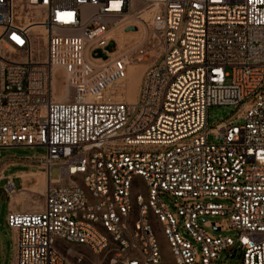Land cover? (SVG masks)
<instances>
[{"label": "built area", "instance_id": "1", "mask_svg": "<svg viewBox=\"0 0 264 264\" xmlns=\"http://www.w3.org/2000/svg\"><path fill=\"white\" fill-rule=\"evenodd\" d=\"M130 27L143 36L109 38ZM213 106L237 112L210 128ZM12 148L46 149L47 177L7 215L12 264H164L160 235L173 264H264V0H0Z\"/></svg>", "mask_w": 264, "mask_h": 264}, {"label": "rangeland", "instance_id": "2", "mask_svg": "<svg viewBox=\"0 0 264 264\" xmlns=\"http://www.w3.org/2000/svg\"><path fill=\"white\" fill-rule=\"evenodd\" d=\"M125 29V28H124ZM37 31V29H35ZM144 31L141 33L139 31L128 32L120 34L119 31H114L109 35V38L118 39L120 45H125L126 43H131L136 40V36H143ZM125 39H120V38ZM89 59L92 60V53H89ZM151 60H149L148 56H145V62L138 64L137 66L131 68L129 73V91H127L126 95H124L125 99L134 100L137 97L140 82L142 75L146 68L151 64ZM237 110L234 107H218L213 106L210 107L207 111V122L210 128L215 127L221 121L226 120L227 118L235 115ZM238 124H242V121H239ZM210 141L213 142V138L210 137ZM46 154V149L44 148H12V149H3L0 153V168H5L10 164H17L18 165H10L8 170L6 171V175H15L19 172H28L30 170H39L37 168V163L34 162V159H38ZM45 172V171H42ZM45 175V174H43ZM51 176L53 179L59 178V170L58 168H53L51 172ZM46 177V175H45ZM42 178H40L42 184ZM14 186L16 188L22 187V179L14 178ZM7 181H2L1 188H0V264H12L14 262L15 257V247H14V240H15V232L10 229L7 225V215L10 212V209H17V210H34L37 208L36 204L42 203V196L39 194H31L30 196L26 197L24 200H13L11 197L8 196V193L5 191ZM40 184V183H39ZM38 185H34L35 187H40ZM30 186V185H29ZM28 188H32L29 187ZM44 190V188H43ZM16 202L11 207V202ZM162 200L167 203L171 209H174L172 198L164 196ZM208 220L212 222L221 221L220 217L208 218ZM223 235H230L236 238L235 232H224ZM160 241L162 245V250L164 253V264H173L172 258L170 256V252L168 249V244L164 237L160 235ZM228 252L224 253L220 257V263L225 264H242L241 253L237 255L236 258L230 259L228 258ZM89 258L94 262L92 264H98V259L88 254Z\"/></svg>", "mask_w": 264, "mask_h": 264}, {"label": "crops", "instance_id": "3", "mask_svg": "<svg viewBox=\"0 0 264 264\" xmlns=\"http://www.w3.org/2000/svg\"><path fill=\"white\" fill-rule=\"evenodd\" d=\"M119 39V38H118ZM120 39H125V38H120ZM19 163H15V164H10V165H18ZM8 165L7 167L5 168H0V173L3 174V177H4V180L3 181H7L8 183V178H20L22 179V187L21 188H15L16 189V193H13L12 195H10L7 191V188H4L5 191L8 193V196L11 197V199L13 200H17V201H20V200H24L26 197H28V195L30 196V193L29 191H31L32 189H34V185H38L40 183V178L43 176V174H45V172H42L43 170L38 169L39 170H30L28 172H19V173H16L15 175H6V171L9 169L8 167L10 166ZM7 183H6V186H7ZM14 183V181H13ZM30 185V186H29ZM5 186V187H6ZM29 187H32V188H28ZM41 186V185H40ZM11 202V207H13V204L16 203V202ZM10 211H19L17 209H10ZM20 211H23V210H20ZM25 211V210H24Z\"/></svg>", "mask_w": 264, "mask_h": 264}, {"label": "bare ground", "instance_id": "4", "mask_svg": "<svg viewBox=\"0 0 264 264\" xmlns=\"http://www.w3.org/2000/svg\"><path fill=\"white\" fill-rule=\"evenodd\" d=\"M35 29H37V31H39V28L37 27V28H35ZM130 73V72H129ZM129 82H130V79H129V76H128V81H127V91H129ZM63 96H61V98H62ZM128 100V99H127ZM128 101H135V99L134 100H128ZM46 175V174H45ZM45 175H43V178H42V184H41V181H40V184H39V186L40 187H35L34 189H32L31 191H29V193H31V194H41L42 192H43V188H45V186H46V179H47V177H45ZM16 193V192H15Z\"/></svg>", "mask_w": 264, "mask_h": 264}, {"label": "water", "instance_id": "5", "mask_svg": "<svg viewBox=\"0 0 264 264\" xmlns=\"http://www.w3.org/2000/svg\"><path fill=\"white\" fill-rule=\"evenodd\" d=\"M134 31H135V28L134 27H130V28L127 29V32H134Z\"/></svg>", "mask_w": 264, "mask_h": 264}]
</instances>
